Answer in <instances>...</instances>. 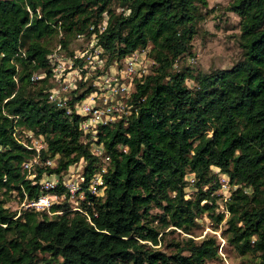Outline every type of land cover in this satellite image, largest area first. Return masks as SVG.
<instances>
[{
    "label": "trees",
    "instance_id": "1",
    "mask_svg": "<svg viewBox=\"0 0 264 264\" xmlns=\"http://www.w3.org/2000/svg\"><path fill=\"white\" fill-rule=\"evenodd\" d=\"M112 3L121 10L115 12ZM206 4L0 0V264H202L217 257L215 238L186 239L166 254L152 247L158 232L144 219L150 206H159L164 224L189 233L197 216L212 217L217 173L230 187L223 202L226 240L239 253L254 256L248 264H264V0H233L227 7L239 17L240 61L207 73L172 69L177 58L190 55ZM58 33L63 49L70 36H92L103 67L149 45L153 63L134 83L129 114L96 126L92 135L108 160L103 171L89 151L93 141H84L92 137L78 128L82 118L73 111L74 102L91 88L79 93V82L70 91L68 112L47 98L46 56L52 50L45 39ZM35 73L44 76L32 80ZM187 79L195 85L188 87ZM27 133L42 138L44 147L37 153ZM54 156V167L35 165L34 177H27L23 163ZM77 161L84 162L78 209L52 204L48 218L44 211L16 213L4 207L13 191L20 203L40 193H66L59 185L41 190L38 180L43 174L61 176ZM96 172L95 188L102 195L87 189ZM187 185L195 189L193 198L185 197Z\"/></svg>",
    "mask_w": 264,
    "mask_h": 264
},
{
    "label": "rangeland",
    "instance_id": "2",
    "mask_svg": "<svg viewBox=\"0 0 264 264\" xmlns=\"http://www.w3.org/2000/svg\"><path fill=\"white\" fill-rule=\"evenodd\" d=\"M232 1L233 0H206V7L201 9L204 17L195 25L196 33L193 35L191 40L190 55H183L177 58L172 69L179 70L183 67H187L193 72H195V70H198L207 73L216 69L228 68L242 59L243 48L240 45L239 39V17L235 13L227 10L228 5ZM111 8L114 9L115 12H119L121 10V8L116 3H112ZM103 17L104 18L102 20V25H104L106 15L103 14ZM59 37L60 35L58 33L45 39L46 45L52 51L57 48V40ZM68 38L69 44L67 49H63L59 46L60 50L58 53L63 56H69L67 55V51L73 52L84 50L87 51V53L90 52L93 54V51L97 47L93 45L95 40L92 36L90 39H87L86 37L73 36H70ZM146 49L149 50V45L138 48L137 50ZM74 66H77V63H74ZM66 69L67 68H65V70ZM102 69H104V67L101 66V68H97V70H90L91 72L89 77L85 81H80L81 83H83V85L78 92L80 93L87 87L92 88V78H94ZM104 71H106V69ZM49 80L51 82L54 81V79L51 78L47 79V82ZM67 80L69 79L67 78ZM78 83L79 82H77V85ZM186 85L191 88L195 84L192 79H187ZM70 91V88H68L66 89V92H64V94L66 96H69ZM26 135L29 136L30 133H27ZM90 135L92 137V134ZM29 138L30 145L32 146L34 145L35 147H39V144L42 143V138L40 139L39 137L30 136ZM89 140L93 141L91 143L88 142L89 151L92 155L98 158V168L101 171L105 166H107V157L102 153L101 146L94 142L93 137L92 139L90 137L84 139L85 142ZM57 159V156L49 159V167H54ZM35 165L40 166V164H34L29 169L23 168L26 171L27 177L29 179L33 178L35 175ZM83 166V161H77L76 163L71 164L67 169L75 179L76 176L82 175ZM212 169L215 172L217 171L216 168ZM217 174L218 181L221 184L219 189L215 191V194L218 195V197L216 198L217 206L212 212V217L206 212L202 215L197 216L194 220L195 224L189 227V233H185L183 230L176 228L169 222L164 224V222L160 220V218L165 217L166 215H164L161 207L155 205L150 206L148 215L144 220H147V224L157 229L158 232L157 245L152 247H155L157 250L162 251L166 254H171L176 249L181 247L186 239H191L193 242H199L202 239L213 237L217 242V257L206 260L202 264H248L254 258V256L252 257L251 254L239 253L225 238L227 236L225 229L227 227L226 219L228 217V214L224 209L223 202L229 196L230 187L227 184V178L225 177V175L219 173ZM185 179L188 182H191L192 176L186 175ZM95 191L96 194L102 195L101 190L97 191V189L95 188ZM185 191L186 198H193L195 196V189L191 185H187ZM55 195L56 199L52 204H62L63 202H65L68 208L73 210L78 209L79 202L84 199V194L82 191H79V193H76L73 196H70L66 193ZM4 207H6L9 211H15L16 213H18V211H21L22 208L19 199L14 191L11 192L10 195L6 198ZM44 212L46 213L48 218L52 217V213L48 209ZM217 213H221L223 216V218L219 221L214 218ZM165 219H167V217Z\"/></svg>",
    "mask_w": 264,
    "mask_h": 264
},
{
    "label": "built area",
    "instance_id": "3",
    "mask_svg": "<svg viewBox=\"0 0 264 264\" xmlns=\"http://www.w3.org/2000/svg\"><path fill=\"white\" fill-rule=\"evenodd\" d=\"M59 50L60 47L58 45L54 51L46 56L51 70L49 79H54L53 82L49 80L51 86L47 90V98L54 101L57 106L65 107L68 112L67 101L69 100V96L64 94L66 89H76L77 82L85 81L90 75V70H97V68L103 67V61L99 57L101 49L98 46L93 51V54L83 50L73 51L71 56H63L58 53ZM147 54L148 49H136L124 57L121 63L114 61L109 65L110 67H104L92 78V88L90 91L82 99L73 104V111L82 118L78 124V128L83 133L93 135L96 126L111 125L129 114L134 83L136 80L140 81L149 73L150 66L153 63ZM74 63H77V66H74ZM65 68L67 69L65 70ZM105 69L106 71H104ZM43 76V73H35L31 76V79L34 80ZM39 138L41 139V137ZM39 145V147L31 145V148L37 153L39 149L44 147L43 141ZM48 160L46 159L39 163L36 157H34L31 161L23 163L22 167L29 169L34 164L49 166ZM99 174V172L94 173L88 180L87 189L93 194H96L95 184L100 183ZM71 176L68 169L61 176L53 173L48 175L43 174L38 180V185L41 190L52 189L59 185L68 195L73 196L79 193L78 189L80 183L83 181V177L82 175H78L74 179ZM55 199V194L40 193L35 199L22 201L20 205L22 209L45 211Z\"/></svg>",
    "mask_w": 264,
    "mask_h": 264
}]
</instances>
